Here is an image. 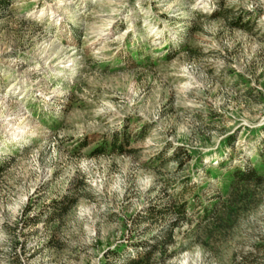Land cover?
<instances>
[{
	"label": "rangeland",
	"instance_id": "374dc122",
	"mask_svg": "<svg viewBox=\"0 0 264 264\" xmlns=\"http://www.w3.org/2000/svg\"><path fill=\"white\" fill-rule=\"evenodd\" d=\"M259 146L264 0L0 2V264H125L178 218L151 206L195 200L154 264H264V181L227 234L198 228L218 162Z\"/></svg>",
	"mask_w": 264,
	"mask_h": 264
},
{
	"label": "trees",
	"instance_id": "16d2710c",
	"mask_svg": "<svg viewBox=\"0 0 264 264\" xmlns=\"http://www.w3.org/2000/svg\"><path fill=\"white\" fill-rule=\"evenodd\" d=\"M0 2L7 3L8 0H0ZM234 24L238 26L245 25L241 21H234ZM129 140V134L115 135L109 142L99 146L97 151L102 153L108 149L110 151L118 150L124 144H128ZM161 154L157 157L164 159L163 153ZM257 154L259 157H256V160L249 158L245 163L232 166L225 165V163H227L226 159L218 162L219 167L228 170L229 179L223 183V185L217 186V193L214 195L212 201L204 202L199 198V204L202 207H200L201 209L198 211V228L201 231L203 230L208 237H215L217 234L221 236L227 234L233 225L236 224L242 213L248 209L251 201H253V196L257 194L259 186L264 181V147H257ZM189 157L190 154L187 149L178 146L174 147L171 157L165 158L182 160L183 158ZM4 168L5 166L0 164V172ZM185 190L186 189H184V191ZM195 202L198 201L195 200ZM195 202L190 201L187 205L193 206L195 205ZM72 204L73 200L70 201L66 207L71 206ZM187 205L184 203L175 207L171 202H166L162 204L161 207L160 205L151 206L146 214L141 216V220L139 221L155 218L168 211H174L178 218L174 223L165 228L160 235H157L153 242H142L140 249L136 248L134 255H129L124 259L125 264H154V253L158 249L162 252L166 250L167 243L171 242L173 239V228L178 223V220L183 218L184 210ZM57 208H63L61 203L57 205Z\"/></svg>",
	"mask_w": 264,
	"mask_h": 264
}]
</instances>
